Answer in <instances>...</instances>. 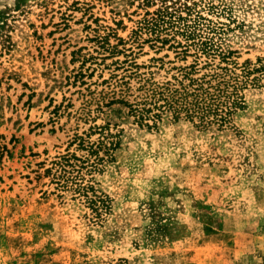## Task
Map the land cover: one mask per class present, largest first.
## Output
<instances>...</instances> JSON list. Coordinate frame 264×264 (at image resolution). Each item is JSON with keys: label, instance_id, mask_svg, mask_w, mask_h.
<instances>
[{"label": "rangeland", "instance_id": "1", "mask_svg": "<svg viewBox=\"0 0 264 264\" xmlns=\"http://www.w3.org/2000/svg\"><path fill=\"white\" fill-rule=\"evenodd\" d=\"M0 264H264V0H0Z\"/></svg>", "mask_w": 264, "mask_h": 264}, {"label": "trees", "instance_id": "2", "mask_svg": "<svg viewBox=\"0 0 264 264\" xmlns=\"http://www.w3.org/2000/svg\"><path fill=\"white\" fill-rule=\"evenodd\" d=\"M261 66L255 69L259 70ZM212 87L213 90L210 91L208 88H202V86L192 88V90L186 86L181 88L164 86L159 91H152L153 102H150V104L153 106L135 108L133 111L137 113L140 119H144L148 112L155 108L157 111L152 116L159 117L161 113L166 115L171 113L175 118H179L182 115L192 119L197 116L203 123L207 116L212 114L213 119L211 120L221 124L230 113L232 104L237 103L238 85L236 81L220 80ZM156 95L157 97L155 98Z\"/></svg>", "mask_w": 264, "mask_h": 264}]
</instances>
